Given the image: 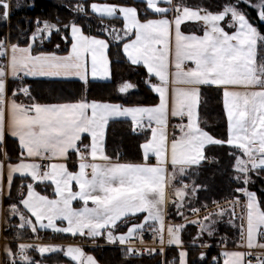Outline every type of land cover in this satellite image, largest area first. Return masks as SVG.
Wrapping results in <instances>:
<instances>
[{"label": "snow or ice", "instance_id": "snow-or-ice-1", "mask_svg": "<svg viewBox=\"0 0 264 264\" xmlns=\"http://www.w3.org/2000/svg\"><path fill=\"white\" fill-rule=\"evenodd\" d=\"M241 3L264 23V0H224L214 10L187 0H72L64 5L73 14L67 23L59 17L37 18L34 28L21 30L15 42L11 32L0 37V144L8 137L17 144L15 160L6 147L0 152V196L10 197L14 179L18 175L21 180L17 201L8 206L5 218L4 230L14 228L15 235L5 244L0 264H46L48 257L55 258L54 264H99L84 243L21 242L26 232L33 240L42 239L44 231L52 238L66 234L91 241L93 248L102 247L98 239L118 244L128 264L145 252L166 257L173 246L176 255L161 264H196L184 246L186 224L198 225L189 245L195 248L205 233L218 234L215 225L225 216L236 235L220 236L221 251L209 264L221 259L222 264H264V200L249 188L252 174L264 172V32ZM11 9V0H0V21L10 19ZM93 19L95 34L92 23L86 33L84 24ZM188 22L199 25L201 34L182 31ZM54 35L64 42L63 49L59 43L46 48ZM112 46L145 70L143 83L157 103L126 106L86 98L41 103L32 95L29 78L74 77L85 85L89 76L110 80ZM10 82L15 87L9 88ZM136 87L123 81L116 92L126 95ZM205 87L222 93L223 136L200 120ZM121 120L128 122L130 135L143 137L137 162H121L118 152L115 159L107 154V129ZM217 148L232 162L235 187L223 205L212 200L215 210L209 211L207 201L197 207L192 199L206 185L195 179L187 183L185 177H198L206 163L218 164V157L207 154ZM40 185L51 188L52 196L37 191ZM169 187L174 195L166 191ZM169 205L184 223L166 224ZM185 209L195 219L187 220ZM14 217L15 225L10 223ZM145 231L158 248L135 246L143 243ZM206 259L200 251V264Z\"/></svg>", "mask_w": 264, "mask_h": 264}, {"label": "trees", "instance_id": "trees-1", "mask_svg": "<svg viewBox=\"0 0 264 264\" xmlns=\"http://www.w3.org/2000/svg\"><path fill=\"white\" fill-rule=\"evenodd\" d=\"M72 0H33L32 6L29 8L15 9L12 11L10 19L8 21H0V37L4 34L11 32L12 41L15 42L18 34L21 30H31L35 26V21L37 18L41 20H55L59 17L64 23H67L73 18V14L68 11L64 6L71 3ZM111 2L117 3L119 0H111ZM131 2V0H129ZM189 4H204L209 6L213 10L217 5L222 4L224 0H187ZM241 10L245 11L250 18V20L264 32V24L257 20L256 14L253 10L248 9L243 3L240 4ZM82 22V21H78ZM87 23L93 24V34H95L96 21L90 20L84 24V30L87 33ZM117 27L120 25L118 22ZM197 27L196 28H194ZM182 30L184 32H196L200 34L199 25H194L191 23H186L182 25ZM59 43L61 48L65 47L64 42L57 36H53L52 43H48L46 48L52 50L55 44ZM108 57L110 60V71L111 79L108 81H89L85 85L82 81L78 80H42V79H31L29 78L26 83L31 85L32 95L37 97L41 103H53V102H65V101H75L79 99L86 98L89 101H110L118 102L124 105H153L157 102V96L150 92L149 89L143 83L146 72L142 67L133 66L124 57L122 50H118L116 47L112 46L108 50ZM128 81L137 87L130 90L129 94H117L116 86L120 82ZM15 87V84L9 83V88ZM200 120L208 130L216 136H223L226 130V117L223 111L222 93L215 88H203L201 97V106L199 109ZM143 141V137H134L129 134V125L126 121L111 122L106 135V149L107 154L115 159V154L119 153V159L123 162H137L141 159L140 151L138 148L139 143ZM14 144L15 150H11V145ZM7 151L11 156L17 155V144L14 139L8 137L6 139ZM209 156H216L219 158L220 162L218 164H204L200 171L198 177H185V182L191 183L192 179L196 180L197 184L206 185V190H200L197 197L192 198L193 204L199 207L205 201L208 205L211 204L212 200H224L227 199L235 184L231 182L232 179V169L231 161L228 159L225 150L214 149L207 153ZM72 159H75L73 155ZM69 167L75 170L74 164L70 161ZM26 183V181H25ZM21 180L17 176L14 179V183L11 188L10 197L5 196L4 202L6 206L11 203L16 202L19 195V186ZM178 184V183H177ZM251 191L257 193V196L264 200V172L260 175L252 174V183L249 185ZM37 190L42 194L52 196V189H45L43 185L37 187ZM7 209V208H6ZM176 209L174 206L169 205L167 219L173 222H181L182 219L176 216ZM186 217L191 214L185 209ZM13 221L17 222V217L12 218ZM228 217L225 216L222 222L215 225L217 229V235L214 237H208L205 233L202 240L198 241L200 243H207L210 247L205 251L207 259L203 264H209V261L213 257L218 256L219 248L218 241L220 236L227 235L230 239L233 238L236 233L235 230L230 228L227 224ZM12 221V220H11ZM238 223V221H237ZM15 224V223H14ZM198 225L186 224L185 229L182 233V238L185 246H189L192 237L197 234ZM125 229H121L124 231ZM6 233V232H5ZM11 237L12 235L6 233ZM5 234V235H6ZM40 234L43 237H53L50 231H44ZM53 240L55 241H77L79 238H72L70 235H60L57 234ZM99 243H104L98 239ZM85 242V241H84ZM89 242V241H87ZM86 243V242H85ZM70 245H74L70 244ZM84 250L91 252L100 264H128L124 260L120 246L118 245H107L99 244L102 247L93 248L88 247L85 244ZM231 247V245H229ZM190 262L195 261L196 264H200L198 261L200 250L188 248ZM29 255L34 256L36 259H40V256L36 252H29ZM176 255L175 247L170 248L167 251V255L164 260H172ZM54 257H48L46 259V264H54ZM64 260L66 258L60 257ZM162 258L159 256H139L131 260V264H161ZM222 264V261L220 262Z\"/></svg>", "mask_w": 264, "mask_h": 264}, {"label": "rangeland", "instance_id": "rangeland-1", "mask_svg": "<svg viewBox=\"0 0 264 264\" xmlns=\"http://www.w3.org/2000/svg\"><path fill=\"white\" fill-rule=\"evenodd\" d=\"M32 3H33V0H11V4H12V9H11V13H12V11H14L15 9H22V8H29V7H31L32 6ZM244 6H246L247 7V5H245L244 4ZM248 9H251V10H253L254 12H255V10L254 9H252V8H249V7H247ZM255 14H256V12H255ZM257 20H258V18H257ZM264 24V23H263ZM194 28H196L197 29V27H195L194 26ZM9 145H11V144H9ZM8 147V146H7ZM6 147V148H7ZM11 147V146H10ZM13 157V156H12ZM4 198H5V196H3L2 197V199H0V204H1V202H2V208H3V214H4V224H3V226H2V228H1V232H0V239H2L3 240V244L2 245H0V260H2V259H4V257H3V255H2V251H3V248H4V246H5V244L8 242V241H10V240H12L13 239V236L15 235V229L14 228H9V230L6 232L4 229H5V227H6V223H5V218H6V216H8L9 215V213H8V206H6V204H5V202H4ZM7 208V209H6ZM187 220H188V218H187ZM183 222H184V220H182ZM10 223L11 224H13V225H15V224H17L18 223V217H17V222L15 221H13V219H12V221H10ZM15 223V224H14ZM0 224H1V222H0ZM9 233V234H11L12 236L11 237H6V236H8L6 233ZM6 234V235H5ZM29 236H31V233L30 232H26L25 233V239L23 240V241H21V242H25V243H44V244H55V245H63V246H68V245H70V244H82V243H84V244H86L84 241H82L81 239H79V240H77V241H55V240H53V238L52 237H43V235L42 234H40V236L42 237V239H33V240H30V239H28V237ZM105 242V241H104ZM106 243V242H105ZM88 245V244H87ZM108 245V244H107ZM110 246H112V245H110ZM184 246H185V244H184ZM15 247H16V245L15 244H12V248H13V250H15ZM89 247V246H88ZM185 248H187V250H188V248H192V249H198V250H200V251H206L208 248H200L199 247V244H197V246L195 247V248H193V247H189V246H185ZM215 250L217 251L218 249H216L215 248ZM165 258V257H164ZM164 258H162V260H164Z\"/></svg>", "mask_w": 264, "mask_h": 264}, {"label": "crops", "instance_id": "crops-1", "mask_svg": "<svg viewBox=\"0 0 264 264\" xmlns=\"http://www.w3.org/2000/svg\"><path fill=\"white\" fill-rule=\"evenodd\" d=\"M188 23H191V22H188ZM191 24H193V23H191ZM194 25H197V24H194ZM183 31V30H182ZM190 32H192V31H189V32H185V33H190ZM201 34V33H200ZM62 54V53H61ZM32 79V78H31ZM36 79H42V80H49V79H45V78H36ZM67 80H78V81H80L78 78H70V79H67ZM89 81H106V80H101V79H97V80H92V78H91V76H89ZM157 99H158V97H157ZM92 101V100H91ZM97 101V100H96ZM110 102V101H109ZM157 102H158V100H157ZM156 102V103H157ZM53 103H56V102H53ZM113 103H118V102H113ZM139 105H143V104H139ZM126 106H131V105H126ZM145 106H150V105H145ZM172 123L174 124V123H176V121H172ZM168 131H169V135L171 136V134H172V127L171 126H169V129H168ZM11 138V137H10ZM13 139V138H12ZM5 147H7L6 146V142H5V144H0V152H3L4 151V149H5ZM11 150H15V147H14V144L12 143L11 144ZM13 158V160H15V158H16V156H13L12 157ZM73 160H75V159H73ZM121 162H123V161H121ZM18 176V175H17ZM177 187L179 186V184H177L176 185ZM38 191V190H37ZM167 192H168V194L169 195H174V188L173 187H169V188H167V190H166ZM2 197L3 196H0V199H2ZM74 206H76V207H79L80 205L79 204H75V202H74ZM188 218V220L189 221H191V220H193V219H195V217L194 216H192V215H190L189 217H187ZM0 222H1V224H0V232H1V228H2V226H3V224H4V214H3V208H2V202H1V204H0ZM168 223H184L183 221H181V222H173V221H171V220H168L167 219V217H166V224H168ZM97 241H99V240H97ZM100 241H105L104 239H101ZM98 244H107V243H99V242H97ZM86 244H88V245H90L91 244V241H89V242H86ZM108 245H112V244H108ZM218 250H219V253H220V251H221V248L219 247L218 248ZM87 253H89V254H92L91 252H88L87 251ZM93 255V254H92ZM94 256V255H93ZM95 257V256H94ZM221 261H222V259H221ZM100 264V263H99Z\"/></svg>", "mask_w": 264, "mask_h": 264}, {"label": "built area", "instance_id": "built-area-1", "mask_svg": "<svg viewBox=\"0 0 264 264\" xmlns=\"http://www.w3.org/2000/svg\"><path fill=\"white\" fill-rule=\"evenodd\" d=\"M225 200H226V199H224V200H218V201L220 202L221 205H223L224 202H225ZM208 210H209V211H214V210H215V206L211 203L210 205H208ZM237 211H239V209H237ZM200 215L203 216V215H205V213L202 211V212L200 213ZM2 244H3V240L0 239V245H2ZM117 245H118V244H117ZM118 246H119V245H118ZM135 246L140 247V248H153V247L158 248V247H159V243H158V242L154 243V242H153V236H152V234H151L150 232H148V231H145L144 234H143V243L141 244V243H139V241H137ZM173 247H175V246H173ZM171 248H172V247H171ZM169 249H170V248H169ZM169 249H167V251H168ZM141 256H150V255H149L147 252H145V253H144L143 255H141ZM154 256H159V257H161V258H164V257L160 256L159 254H156V255H154Z\"/></svg>", "mask_w": 264, "mask_h": 264}, {"label": "water", "instance_id": "water-1", "mask_svg": "<svg viewBox=\"0 0 264 264\" xmlns=\"http://www.w3.org/2000/svg\"><path fill=\"white\" fill-rule=\"evenodd\" d=\"M74 245H77V244H74ZM69 246V245H68ZM67 247V246H66Z\"/></svg>", "mask_w": 264, "mask_h": 264}]
</instances>
